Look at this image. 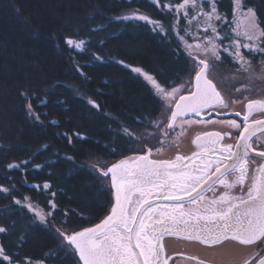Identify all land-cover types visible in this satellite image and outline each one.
Returning <instances> with one entry per match:
<instances>
[{
	"label": "snow or ice",
	"instance_id": "snow-or-ice-1",
	"mask_svg": "<svg viewBox=\"0 0 264 264\" xmlns=\"http://www.w3.org/2000/svg\"><path fill=\"white\" fill-rule=\"evenodd\" d=\"M151 3L164 19H154L138 10L113 19L143 22L156 35L173 41L175 54L190 63L187 79L177 74L160 80L140 67L117 61L148 82L160 105L159 115L136 117L135 123L143 130L118 125L114 136L128 141L132 155L119 153L122 158L115 161L96 155L91 160V171L100 182V191L110 194L111 207L92 226L56 228L58 251L71 253L77 264H176L175 257L192 264H209L183 252L169 255L164 239L176 237L208 248L234 244L249 249L246 255L227 264H264V96L252 94L264 88V15L250 0H230L228 10L222 9L223 0ZM69 31L70 35L62 34L60 39L69 50L76 72L90 79L84 72L89 64L80 63L77 57H91L93 63L106 59L92 51L96 28L86 35ZM224 63L235 68L233 74L221 80L234 81L227 96L215 79L218 65ZM240 74L247 82L237 80ZM57 86L45 89L43 98L30 88L20 92L30 119L44 123L41 116L47 117L48 113L37 108L47 107L48 96L56 94ZM87 103L97 110L102 107L92 98ZM237 105L242 109L236 110ZM193 125L206 130L194 135L191 142L195 150L190 155L177 151L172 158H155L166 149L178 148V142ZM58 135L70 145L74 139H87L80 132ZM48 147L43 146L45 150ZM104 148L110 155H118L115 141ZM39 151L5 167L27 173ZM65 159L72 161L74 157ZM45 166L32 164V169L39 171ZM7 179L9 186L0 184V193L8 194L16 205L33 213L34 222L49 226L56 212L62 211L65 220L61 223H69L70 210L58 207V193L51 181L31 185L40 194L48 193L45 209L30 196L16 198L13 178ZM23 183H27L26 176ZM9 231L8 226L0 224V234ZM0 264H46V260L18 257L0 243Z\"/></svg>",
	"mask_w": 264,
	"mask_h": 264
},
{
	"label": "trees",
	"instance_id": "trees-1",
	"mask_svg": "<svg viewBox=\"0 0 264 264\" xmlns=\"http://www.w3.org/2000/svg\"><path fill=\"white\" fill-rule=\"evenodd\" d=\"M250 3L264 15V0ZM229 5L230 0H223L222 9L228 10ZM137 10L164 19L151 0H0V184L9 186L7 177H12L16 198L30 196L47 209L48 193L40 194L31 185L49 180L58 193V207L70 210L68 224L61 223L65 216L58 211L55 221L45 226L34 222L33 213L16 205L8 194L0 193V224L10 228L9 233L0 234V243L18 257L45 259L46 264H77L71 253L58 251L55 229L92 225L107 212L110 194L100 191L91 160L99 155L111 161L122 157L119 153L132 152L125 138L114 136L118 125L143 130L135 123L136 117L159 115L160 105L148 82L117 61L140 67L160 80L177 74L183 80L188 75L190 63L175 54L173 41L156 35L143 22L113 19ZM93 28L92 51L106 59L93 63L91 57L78 56L80 63L89 64L84 72L90 79H85L74 69L60 37L70 35L69 30L86 35ZM52 85H58L56 94L48 96L47 107L37 108L48 116H41L43 124L35 122L26 115L20 92L30 88L43 98ZM88 98L96 100L101 109L88 104ZM51 120L58 123L50 124ZM65 131L83 133L87 139H74L70 145L58 135ZM113 141L118 155L104 148ZM45 144L49 145L46 150ZM38 149L27 173L5 167L33 157ZM32 164L46 166L36 171ZM52 252L56 254L46 255Z\"/></svg>",
	"mask_w": 264,
	"mask_h": 264
},
{
	"label": "water",
	"instance_id": "water-1",
	"mask_svg": "<svg viewBox=\"0 0 264 264\" xmlns=\"http://www.w3.org/2000/svg\"><path fill=\"white\" fill-rule=\"evenodd\" d=\"M216 82H217L218 88L227 96L228 94L224 91V89L222 88V86L218 83L217 80H216ZM259 96H263V95L262 94H259ZM238 106H241V105H237L236 107H238ZM211 127H216V126H211ZM205 130L206 129L203 126H201V125H193L188 130V132L186 133V135L181 139V141L178 142V144H179V147L178 148L177 147H172L170 150L169 149H166L159 157H155V158H160V159L172 158L177 153V151L179 153H181V154H184V155H190L191 152L195 150V146L191 142L192 139L194 138V135L197 132H202V131H205ZM132 154L133 153H127L125 155H132ZM120 158H122V157H120ZM120 158H118V159H120ZM208 195L211 196L212 193H208ZM110 207H111V204L108 207V209ZM106 213L104 215H106ZM104 215H103V217H104ZM99 221H100V219H99ZM99 221H97L95 223H99ZM95 223H93V224H95ZM92 225H88V226H84V227H89V226H92ZM164 244H165V247H166V251H167V253L169 255H173L175 253H181V252H183V253H185L187 255H195V256H197V257H199V258H201V259L209 262V264H218L219 263L217 260L211 259L214 256L211 257V258H208L203 253L201 254V252H202L201 249H207V250H209V248L208 247H205V246H202V245H200L198 243L184 241V240L178 239L176 237H165ZM191 244H193L197 248L188 249L187 246L188 245H191ZM231 245L237 246V245H234V244H231ZM210 249L213 251L212 248H210ZM237 249L239 251L238 252H234V253H237L239 255V257H240L242 255V253H243V251H244L245 248H241V247L238 246ZM234 253H230V254L224 255V257H220L221 260H225L224 263L220 261L221 262L220 264H227L228 261L235 260V259H239L236 256L233 257ZM175 259H176V264H192V262L183 260V259H181L179 257H175ZM229 259H231V260H229ZM170 264H171V262H170Z\"/></svg>",
	"mask_w": 264,
	"mask_h": 264
},
{
	"label": "rangeland",
	"instance_id": "rangeland-1",
	"mask_svg": "<svg viewBox=\"0 0 264 264\" xmlns=\"http://www.w3.org/2000/svg\"><path fill=\"white\" fill-rule=\"evenodd\" d=\"M257 67H259V66L257 65ZM216 72H217L216 75L218 76L219 80L221 81L224 77L230 76L231 74H233L235 72V68L233 67V65L231 63H224V64L218 65ZM186 79H187V77L183 80H186ZM237 80L242 81V82H247L246 78L243 76V74H240L237 77ZM232 83H234V81L228 80L226 82H223V85L230 88V84H232ZM237 85H239V84H237ZM111 161H114V160H111ZM85 226H88V225H85ZM82 227H84V226H82ZM77 229H79V228H77Z\"/></svg>",
	"mask_w": 264,
	"mask_h": 264
},
{
	"label": "bare ground",
	"instance_id": "bare-ground-1",
	"mask_svg": "<svg viewBox=\"0 0 264 264\" xmlns=\"http://www.w3.org/2000/svg\"><path fill=\"white\" fill-rule=\"evenodd\" d=\"M188 249H191V248H197L196 246H194L193 244L191 245H188L187 246ZM202 253H204V255L208 258H211V259H215L217 261H221L220 258H217V257H224V255H227V254H230V253H234V252H238L239 250L237 249V247L229 244L227 246H225L224 248L220 249V248H216V249H213V251H210V250H207V249H201ZM236 256L237 258H240L239 255L237 253H234L233 257Z\"/></svg>",
	"mask_w": 264,
	"mask_h": 264
},
{
	"label": "flooded vegetation",
	"instance_id": "flooded-vegetation-1",
	"mask_svg": "<svg viewBox=\"0 0 264 264\" xmlns=\"http://www.w3.org/2000/svg\"><path fill=\"white\" fill-rule=\"evenodd\" d=\"M237 86H239V85H237ZM225 91H226V93L229 95L230 94V88L229 87H227V89H225ZM254 96H259V94H262L263 96H264V88H262L261 90H259V91H254L253 93H252ZM242 109V105L241 106H238V107H236V110H241ZM229 142H233V141H229ZM235 247H238V246H235ZM212 249H216V248H212ZM209 250L210 251H212L210 248H209ZM249 251V249H244V251H243V253H242V255L240 256V257H243L244 255H246L247 254V252ZM204 254V253H203ZM217 258H220V257H217ZM229 260H231V259H229ZM219 263L218 264H220L221 262H225V260H221V262L220 261H218Z\"/></svg>",
	"mask_w": 264,
	"mask_h": 264
}]
</instances>
